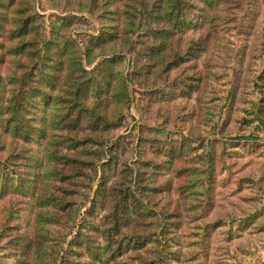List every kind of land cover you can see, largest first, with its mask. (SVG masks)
I'll use <instances>...</instances> for the list:
<instances>
[{
	"label": "rangeland",
	"instance_id": "rangeland-1",
	"mask_svg": "<svg viewBox=\"0 0 264 264\" xmlns=\"http://www.w3.org/2000/svg\"><path fill=\"white\" fill-rule=\"evenodd\" d=\"M90 1L0 0V264H264V0Z\"/></svg>",
	"mask_w": 264,
	"mask_h": 264
},
{
	"label": "trees",
	"instance_id": "trees-1",
	"mask_svg": "<svg viewBox=\"0 0 264 264\" xmlns=\"http://www.w3.org/2000/svg\"><path fill=\"white\" fill-rule=\"evenodd\" d=\"M130 2H139L142 4L141 7H143V12H141V22L140 23H134V28L137 29L138 31H144L149 33V35L152 37V39L156 38V37H162L163 40L167 39V33L169 32V28H160L158 27V25H156L159 22V18L161 19H166L168 17L169 20H173L174 16L178 17L181 13H183V11L187 8V5H193L191 2H188L186 0H163L164 4L161 5V1L160 0H128ZM92 1H90V4L93 5H97L99 7L102 6V2L101 0H97L95 3H91ZM160 2V3H159ZM134 8L137 9V5H134ZM131 12V11H130ZM133 14H136V11L133 12ZM221 18L219 20V22L217 23V27L220 25L221 20H222V13H220ZM33 18H37L39 21V18H41V16H39L38 14H34L32 15ZM153 17L152 20H148V18ZM72 17L68 16V15H64L61 17H58V19L68 22L70 21ZM43 22V21H42ZM41 23V22H40ZM39 22L35 21L34 25H33V29L37 28ZM56 21H52L50 23L51 26V34H55L54 32L57 31L56 28ZM139 25V26H138ZM164 42V41H163ZM34 43V41H33ZM24 44H27L26 42ZM48 44V43H47ZM22 46V45H20ZM103 64L104 61H101L99 63H97L96 65H94V67L88 71L83 69V74L81 75V78H86L84 79L82 82V86L87 85V83H89V81L87 80V75L90 73H94L97 71H100L103 68ZM19 114V111L17 110V108H13L12 111H10V115L9 118L7 119V122L9 123L12 116H17ZM11 126V123H9ZM93 135V134H92ZM95 136V135H93ZM99 139V137L97 138ZM100 161H102L101 164H99L98 166L94 164V162L92 160H90V162L88 163L89 165V173L88 175L92 176V180L94 177H96V174L98 171L102 172V175L99 177L98 179V187L95 190V193L98 196H101L102 201H106L107 200V204L109 205V213H107L105 215L109 216L111 215L114 219V225L113 229H116L117 226H119V224H121L123 222V218L126 217V213H124V204L126 202L127 197L129 196V193L126 192V187L124 186V183L118 184V181L115 182L114 184L110 185L113 186L111 189H108L109 186L107 185L106 182V171L107 169L110 167V164L108 162V160H106L105 158H100ZM104 160V161H103ZM91 171H94V173H91ZM115 190V192H114ZM112 191L115 194L114 199H108V193ZM96 199H91V205H94ZM118 216H120V218L118 219ZM110 229V228H109ZM107 241L109 244L110 241V235H107ZM75 235H73V240L76 241Z\"/></svg>",
	"mask_w": 264,
	"mask_h": 264
}]
</instances>
